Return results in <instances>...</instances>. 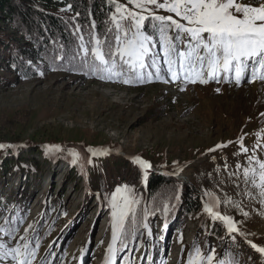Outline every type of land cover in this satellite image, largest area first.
Here are the masks:
<instances>
[{
	"label": "rangeland",
	"instance_id": "rangeland-1",
	"mask_svg": "<svg viewBox=\"0 0 264 264\" xmlns=\"http://www.w3.org/2000/svg\"><path fill=\"white\" fill-rule=\"evenodd\" d=\"M121 2L129 10L139 11L129 0ZM157 14L170 15L165 10H157ZM157 49L155 53L162 56L163 48ZM163 68V80L156 79L155 69H144L153 77L143 84L102 81L76 71L20 77L14 84L0 81V117L31 114L27 132L20 138L0 135V144L5 145L2 150L10 149L8 158L14 162L26 157L38 159L39 164L37 170L17 168L6 175L0 170V228L6 218L15 225L18 237L26 238L21 245L35 241L33 261L37 264H104L112 244L113 194H108L105 203L100 193L91 191L89 164L100 158L97 163L102 168L103 157L114 155L138 163L142 175L144 166L136 158L147 161L148 155L153 156L160 163L151 169L184 177L182 182L197 188L204 208L218 197L220 204L213 210L238 221L237 226L247 234L239 237L249 246L232 245L226 224L221 241L206 236L199 220L182 213L172 220L157 217L153 227L144 202L147 227L143 237L129 243L127 250L120 248L119 242L113 246L119 249L117 264H141L145 255L150 259L144 264H187L190 255L196 259V248L201 250V264H206L209 248L215 250L212 264H219L231 247L245 264H264L261 254L247 243L252 240L264 246V197L250 180L245 183L243 174L244 167L258 168L254 161L249 165L248 155L264 158V81L239 86L177 83L170 81ZM36 134L37 144L32 139ZM241 141L250 150L247 155L241 151ZM256 145L259 147L252 151ZM33 147H41L43 154ZM88 148H104L108 153L92 156ZM144 183L142 178L141 185ZM4 237L0 232V240ZM10 243L15 246L20 240Z\"/></svg>",
	"mask_w": 264,
	"mask_h": 264
},
{
	"label": "snow or ice",
	"instance_id": "snow-or-ice-1",
	"mask_svg": "<svg viewBox=\"0 0 264 264\" xmlns=\"http://www.w3.org/2000/svg\"><path fill=\"white\" fill-rule=\"evenodd\" d=\"M129 3L139 11H131L126 5L117 6L116 12L122 13V19L125 16L130 18L132 28L115 35L114 43L107 41V38L104 42L94 38V43L89 48L85 45L83 34H80L81 51L77 52V57L80 61L79 70L83 74L105 73L106 75H102L101 79H118L126 85L143 84L150 82L153 77L151 71L143 70L154 68L156 79L163 80L158 57H161L171 82L183 80L185 83L201 85L228 82L239 86L242 82H253L257 69L264 73V0H129ZM67 7L71 9L72 5L68 4ZM157 10H165L170 15L157 14ZM115 19L116 17L113 16V20ZM145 21H148L153 30L159 33L163 42L162 56L161 53L152 51L155 37L142 30ZM92 26L95 27L94 22ZM116 28L120 32L121 25L116 23ZM77 30H79L78 25ZM89 55L92 57L91 60ZM59 59L62 60L63 57ZM250 64L253 65L252 76L248 75ZM125 67L129 72L134 73V79L123 78ZM39 74L44 75L43 72ZM260 79L264 81V74ZM216 91L220 92V88ZM4 147L5 145L0 144V149ZM56 147L59 150L60 146ZM257 147L259 145L254 146L252 151ZM240 148L246 155L250 151L242 141ZM87 150L92 156L108 153L104 148L99 151L92 148ZM73 155L79 154L73 152ZM136 159L145 169L152 167L150 162L138 157ZM253 161L258 168L244 167L245 183L250 180L252 185L259 189V195L264 197V158L248 155L249 165H252ZM126 192H128L127 185L117 186L111 197L112 244L107 248L104 264H115V253L119 249L114 250L113 246L117 242L120 248L127 250L129 243L138 239L134 231L136 220L133 208L137 201L123 194ZM229 203L233 202L229 201ZM219 204L220 199L217 197L213 205H205V211L211 214L213 219L226 224L233 240L235 239L233 234L246 236L247 234L237 226L239 222L232 216L213 210ZM234 206L239 209L238 204ZM130 214L131 220H129ZM242 214L248 215L246 212ZM17 231V229L6 231L0 228V232H4L9 238V240H0V264H33L36 248L30 247L27 242L15 246L10 243L11 240L16 239ZM20 239L26 238L22 236ZM247 243L256 252L264 255V246L252 240H248ZM195 252L196 259L194 260L190 255L187 264H201V250L196 248ZM83 256L84 252H81V261ZM214 257L215 250L209 248L206 264H212ZM148 259L150 257L147 255L142 257L141 264ZM219 264H232V262L221 259ZM235 264H239V261Z\"/></svg>",
	"mask_w": 264,
	"mask_h": 264
},
{
	"label": "trees",
	"instance_id": "trees-1",
	"mask_svg": "<svg viewBox=\"0 0 264 264\" xmlns=\"http://www.w3.org/2000/svg\"><path fill=\"white\" fill-rule=\"evenodd\" d=\"M120 3H122L121 0H0V81L14 84L20 77L35 78L40 72L47 75L60 71H76L87 78L109 81L100 78L102 75H106L105 73L83 74L79 70L80 61L77 52L81 51L79 47L80 34H83L85 45L90 48L94 43V38H99L102 42L107 38V41L114 43L115 35L121 34L125 29L132 28L130 18L125 16L122 19V13L116 12ZM68 4L72 5L71 9H68ZM113 16L116 17L115 20H113ZM93 22L95 27L92 26ZM116 23L121 25L120 32L117 31ZM77 25L79 30H77ZM142 30L154 35L155 42L152 46L154 53L158 50L157 46L163 48L159 33L153 30L148 21L144 22ZM59 57H63V59L61 60ZM74 57L76 58L74 59ZM91 59L92 57L89 55V60ZM157 60L161 65V72H163L162 60H159V57ZM123 71V78L134 79V73L129 72L126 67ZM30 116L31 114L27 113L24 116L17 115L13 119L0 117V135L12 140L20 138L27 132ZM52 137L54 136H48L47 139ZM38 138L37 134L33 136L34 143H38L36 142ZM34 147L32 148L34 151L43 154L41 147ZM10 153V149H0V170L4 175L17 168L28 167L37 170L39 167L38 159L20 157L17 162H14L8 158ZM147 157L146 160L151 163L152 167L160 163L153 156L148 155ZM92 160L89 164L92 192L100 193L105 199V203H108V194H113L116 184L120 183V185H127L128 192L126 193L136 198L137 203L133 205L136 237H141V239L143 237L145 202L147 218L153 227H155L157 217L172 220L176 213H182L184 217L199 220L201 232L206 236H212L217 241L225 238V224L206 215L202 197L194 185L182 182L175 176L156 172L151 168H144V175H142L138 163L121 155L103 157L102 168H99V162L97 163L100 158ZM168 164H171L170 160ZM73 165L76 164L73 163ZM102 170H107L108 174ZM142 178L145 183L141 185ZM14 215L18 216L17 213ZM3 223V228L6 231L16 229L15 225H11L6 218ZM17 234L18 231L16 238L20 240V244L23 243L24 240H21ZM37 235L39 234L37 233ZM239 236L235 235L232 245L249 248ZM4 240H9V238L5 236ZM34 242H28L30 247H33ZM134 243L135 240L132 244ZM253 253L257 255V253ZM259 258L264 262L263 255H259ZM223 259L231 261L232 264H235L236 261H239V264L246 262L241 257L238 259L235 257L232 247L229 248ZM33 264H37L36 260L33 261Z\"/></svg>",
	"mask_w": 264,
	"mask_h": 264
},
{
	"label": "bare ground",
	"instance_id": "bare-ground-1",
	"mask_svg": "<svg viewBox=\"0 0 264 264\" xmlns=\"http://www.w3.org/2000/svg\"><path fill=\"white\" fill-rule=\"evenodd\" d=\"M263 133H264V130H263ZM263 144H264V143H263ZM262 155H263V154H262ZM262 155H261V156H262ZM249 184H250V183H249ZM250 185H251V184H250ZM254 188H255V187H254Z\"/></svg>",
	"mask_w": 264,
	"mask_h": 264
},
{
	"label": "water",
	"instance_id": "water-1",
	"mask_svg": "<svg viewBox=\"0 0 264 264\" xmlns=\"http://www.w3.org/2000/svg\"><path fill=\"white\" fill-rule=\"evenodd\" d=\"M164 173H166V172H164ZM166 174H170V173H166ZM172 175V174H171ZM175 176V175H174Z\"/></svg>",
	"mask_w": 264,
	"mask_h": 264
}]
</instances>
